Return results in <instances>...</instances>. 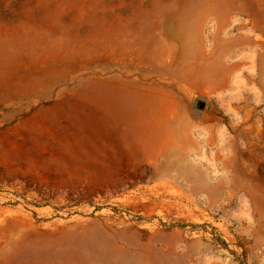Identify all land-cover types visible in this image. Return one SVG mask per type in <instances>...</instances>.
Wrapping results in <instances>:
<instances>
[{
  "label": "rangeland",
  "instance_id": "rangeland-1",
  "mask_svg": "<svg viewBox=\"0 0 264 264\" xmlns=\"http://www.w3.org/2000/svg\"><path fill=\"white\" fill-rule=\"evenodd\" d=\"M0 264H264V0H0Z\"/></svg>",
  "mask_w": 264,
  "mask_h": 264
},
{
  "label": "water",
  "instance_id": "water-1",
  "mask_svg": "<svg viewBox=\"0 0 264 264\" xmlns=\"http://www.w3.org/2000/svg\"><path fill=\"white\" fill-rule=\"evenodd\" d=\"M197 108L199 109H211V104H208L207 102H205L204 100H198L196 103Z\"/></svg>",
  "mask_w": 264,
  "mask_h": 264
}]
</instances>
